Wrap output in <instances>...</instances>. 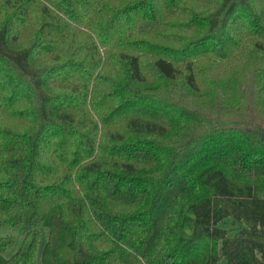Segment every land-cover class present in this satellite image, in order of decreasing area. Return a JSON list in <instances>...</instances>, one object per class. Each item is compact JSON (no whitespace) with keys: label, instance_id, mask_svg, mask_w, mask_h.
<instances>
[{"label":"trees","instance_id":"trees-1","mask_svg":"<svg viewBox=\"0 0 264 264\" xmlns=\"http://www.w3.org/2000/svg\"><path fill=\"white\" fill-rule=\"evenodd\" d=\"M20 226L0 264H36L42 227L43 264H264V0H0Z\"/></svg>","mask_w":264,"mask_h":264},{"label":"rangeland","instance_id":"rangeland-1","mask_svg":"<svg viewBox=\"0 0 264 264\" xmlns=\"http://www.w3.org/2000/svg\"><path fill=\"white\" fill-rule=\"evenodd\" d=\"M166 93V91H164ZM183 100H185L183 98ZM186 101V100H185ZM187 107H190L189 104V100L187 99ZM250 116L253 118V116H255L257 113L255 111V109L252 107L250 109V111H248ZM223 226L229 228V229H236L238 226H240L239 223L234 222L232 219H230V221L226 220L224 224H222ZM29 228L27 226H20V227H2L0 228V236H5V235H14L15 236V243L14 245L8 250L6 251V255H11L13 254L18 247L20 246L25 233L27 232ZM47 236H48V229L46 227H42V238L41 241L38 245V249H37V259H36V264H43L42 263V251L43 248L45 246V243L47 241ZM222 264H226L225 260H222Z\"/></svg>","mask_w":264,"mask_h":264}]
</instances>
